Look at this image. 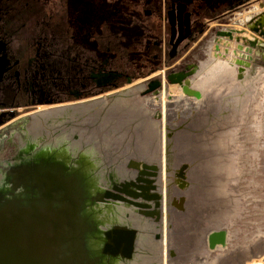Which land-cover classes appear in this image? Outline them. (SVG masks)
<instances>
[{
    "label": "bare ground",
    "instance_id": "6f19581e",
    "mask_svg": "<svg viewBox=\"0 0 264 264\" xmlns=\"http://www.w3.org/2000/svg\"><path fill=\"white\" fill-rule=\"evenodd\" d=\"M257 9L256 6L247 9L242 15L243 19H247L246 15ZM255 40L257 39L251 41L255 44ZM237 49L241 52H236L234 49L231 54L227 48H224L222 52H212L196 69H193L191 77L190 75L185 78L181 77L182 81H174L170 84L176 85L177 88L168 86L161 92L156 89L144 100L138 98L139 93L135 86H132V90L136 92V95L131 94L124 98L122 94H116L119 91L116 90L108 93L112 94L114 99L104 114H101V108L96 105L101 99L96 100L94 106L80 101L36 111L31 116L23 135L13 138L11 134L9 142L13 143V153L1 159L4 166L0 167V223L12 211L34 204L36 208L32 225L39 227L40 222L48 220L50 224L48 223L46 228L52 231L51 235L40 240V244L37 242L39 245L35 252L38 257L36 256L37 260L31 264H46V260H49V253H42V245L51 243V256L56 258L63 256L69 250L76 254L74 249H78L82 252L80 257L86 260L89 255L98 256L97 264H126L119 251L112 252V248L107 246L102 249L101 232L105 227L115 224L139 227L133 238L132 258L134 261L141 263L155 258L159 254L160 245L158 243L160 242L146 231L152 228L151 223L144 216L136 214L135 208L128 209L122 205V202L129 203L128 201L116 196L111 197L108 192L105 196H101V199L109 200V202L102 205L88 224L82 225L84 227L79 233L78 241L69 243L66 240L72 237V233L76 232L75 228L78 226L69 221L68 215L57 214L55 219H52L46 217L44 212H54L55 206L58 205L57 196L54 194L57 187H64L65 183L64 180L58 179V176L78 177L84 171L101 166L94 174L93 183L98 187H103L108 184L103 171L107 167L103 165L105 161L112 162V176L120 181L124 176L134 175V166L129 168L126 163L131 161L134 165L135 157L140 158L138 165L142 166L144 162L146 164L144 167L148 171H154L152 170L154 166L150 164V161L158 159L159 149L161 155L159 161L157 160L156 184L157 188L162 189L165 223L169 228L165 230L164 226L161 244L163 245L161 254L165 264H187L196 260L198 264H264V233L253 236L250 248L242 251L240 247L237 251L232 250L229 253L219 254L215 260L210 262L202 255V251L223 248V245L219 242L213 246L207 244V234L213 229L207 231L204 237L197 235L203 225H227V222L241 208L238 195L226 189V182L241 170L238 167H240L239 150L242 137L238 138L234 135V130L230 133V129L232 122H241V113L245 111V101L254 91L255 85L252 82H246V89L241 91L242 94L237 97L232 96L237 91L236 84L239 77L236 73L239 67L237 64H245L244 60L236 62L235 58L239 54L241 57L243 55L248 58L253 48L249 52L243 45ZM261 55L264 57V52H261ZM220 101H224L233 110L215 129L208 130L209 128L204 124L206 115H212L215 109L213 106ZM258 105L261 107L260 104ZM203 108L212 110L204 114L201 112ZM224 111L227 112L229 109L221 112ZM196 130L198 133L201 130L202 135L198 134L195 138ZM246 135L251 140L250 133L247 132ZM201 148L207 149L210 158L207 161V170L211 173L212 181L218 179L213 182L217 212H224L223 215H216L208 222L204 219L205 214L211 210L208 197L202 196L193 180L191 184L184 183L187 187L185 191L177 190L172 180L176 171L185 164L187 166L185 174L191 169L193 165L191 156L193 157V154ZM209 153H213L212 158ZM185 160L190 163H185ZM186 177L188 178L187 175ZM32 178L37 180L34 182ZM89 185L86 182L76 183L75 188L77 191L85 192ZM180 187L184 188L181 185ZM124 192L129 194L128 190ZM218 194L226 195V197H217ZM131 205L135 204L131 203ZM225 206L228 207L227 212ZM65 220L70 222L72 228L70 235L60 231L59 223ZM116 228L114 232L120 234ZM29 234L28 232L27 236L18 237L20 243H29L31 247H28V250L32 249L33 245L28 238ZM231 235L235 236L234 233ZM231 235L227 232L228 241ZM127 237L129 238L128 235ZM64 238L65 240L62 241ZM121 241L123 242L122 252L128 255L127 248H125L128 243L125 238ZM209 241L212 239L210 238ZM6 247L8 252L14 251L12 245H6ZM169 248L171 258L167 256ZM175 254L176 257L173 258ZM6 255L9 254L6 253ZM14 257L18 255L15 254ZM17 260L20 258L18 257ZM21 262L25 263L23 260ZM50 264L65 263L51 261ZM82 264H86L85 260Z\"/></svg>",
    "mask_w": 264,
    "mask_h": 264
},
{
    "label": "flooded vegetation",
    "instance_id": "af4514ba",
    "mask_svg": "<svg viewBox=\"0 0 264 264\" xmlns=\"http://www.w3.org/2000/svg\"><path fill=\"white\" fill-rule=\"evenodd\" d=\"M248 1L61 0L58 7L52 0L51 9L40 12L33 0H0V126L39 106L95 102L138 78L145 84L142 95L165 78H185L192 62L175 64L211 21L220 25L213 29L215 51L232 29L241 38V29L249 28L264 41V0L247 8L261 6L243 26H226Z\"/></svg>",
    "mask_w": 264,
    "mask_h": 264
},
{
    "label": "rangeland",
    "instance_id": "374dc122",
    "mask_svg": "<svg viewBox=\"0 0 264 264\" xmlns=\"http://www.w3.org/2000/svg\"><path fill=\"white\" fill-rule=\"evenodd\" d=\"M33 1L34 6L32 7L43 9L42 11H47L52 7V0ZM53 2L55 3V6L58 7L61 4V0H53ZM253 5H258L257 0H250L248 2H245L244 4H241V6L235 9V13L230 14V20L226 22V26L236 28L243 26L244 21L247 19H242L241 16L235 18L234 15ZM260 8L261 6H258V9ZM252 13L253 11L248 13L246 15V18H248V16ZM40 16H38V18H40ZM214 22L215 21H211L212 25L207 29V33L200 40L196 41L195 43H190L189 47H186V49L183 50L185 51L183 53V57L179 59L178 63H176L175 65L185 66V64H190L192 62L194 69H196L202 61L208 58V56L215 51L213 50V29L220 25H217ZM235 31L238 32V30L236 29L231 30L230 38H227L225 35H222L221 38L219 37V42L217 43L220 46V48L218 49L220 51L216 52H222L224 48H227L228 52L232 54L231 51L236 48V42H241V45L244 46L246 45L244 41H247V38H249L250 40L254 39L252 33L249 31V28L241 29V38L239 36H236ZM257 38L261 42H264L260 37ZM225 45L227 47H225ZM235 50L236 52H239L237 48ZM261 52H264V46L255 44L253 45V49L248 58L244 57L243 55L242 57L241 55L237 56V58L248 61L249 65L237 64L239 66L236 72L237 77L239 75L236 84L237 91H235L236 94L232 96H240L242 94L241 91H244L246 89V82H252L255 85V88L253 89L254 91L250 93L249 98L245 101V111L244 113H241V122H232V126L230 129V133L234 130V135H236L238 138L242 137L241 149L239 150V154H241V159H239L240 167H238L241 168V170L239 169L240 171L226 182V189L227 191L233 192L238 195L241 208L239 209V212L235 216H233L229 222H227V225L211 224L209 226L203 225L201 227L202 229L200 230V232H198L197 235L203 237L206 232L211 229L222 228L225 231V244L223 245V248L218 247L219 249H222H220L221 251L218 250V248L214 250L204 249L202 251V255L208 262L215 260L219 256V254L225 252L229 253L232 250L237 251L240 247H242V251L244 249L250 248V241L252 240L253 236L258 233H264V57L261 55ZM228 55L229 53L226 55V57ZM239 69H241V71H239ZM167 70L168 68H166V71ZM192 75H190L189 77H191ZM258 77L261 78L258 79ZM142 80L143 79L138 78L133 82L127 83L125 87L121 88V90L120 88H118L109 93L119 90L116 94H122L123 98L128 97V95L131 94L136 95V92L132 90V86H135L139 93L138 98H142V100H144L146 97L152 95V93L142 95L143 92L141 91V89H143V87L145 86ZM171 83L172 82H170L168 78L163 79L159 91L161 92L162 90L167 89L168 86H175L177 88L176 85H170ZM99 98L101 100L97 104L95 102H92V100L95 99H91V102L85 101V104H91L92 106H94L95 104L99 105V107L101 108V114H104L108 105L114 99V96L107 93L103 94ZM232 101L234 102V100ZM220 102H218L217 105L213 106V108L215 109L212 115H208L206 113L207 111H210L212 109H201V112L207 114L204 124L209 128L208 130L215 129L218 124L222 123V119L225 120L228 114L233 110L232 108L228 107V104H225L224 101L221 103ZM82 103H84V101ZM140 104L142 103L140 102ZM258 104H260L261 107H258ZM48 108V106H39L37 111H42ZM225 109H229V111L221 112ZM35 113L36 110L29 113H23L9 123L0 126V167L4 166V163L1 162V159L8 157L13 147V143L9 142V137L11 136V134L13 138L15 136L23 135L24 129H26V127L30 123L31 116ZM227 124L229 125L228 120ZM227 129L228 128H226V130ZM245 132L250 133V135L252 136L251 140L248 139ZM194 134L195 138L198 136V134L202 135L201 130L199 131V133L196 130ZM229 139L231 140V138ZM196 152L197 153L193 154V157L191 156L192 160L190 159L193 163L191 169L185 174V170L187 168L185 164V166H182L181 169L176 171V174L172 176V180H174V186L177 188V190L182 191H185V188H187L185 184H191V180H193V182H195V185L198 186L202 196L208 197L207 199L210 201L211 210L204 216V219L208 222L211 221L216 215H223L224 212H217L218 207L216 196L213 195V182H215V180L217 181L218 179H214V181H212L211 173L207 170V161L210 159L207 154V149L201 148ZM160 155L161 151L159 149L157 151L158 159L150 161V164L154 165L152 169L154 171H148L147 168H145L143 165H138L137 162L140 159L138 157L134 158L136 160V163L134 165L131 161H128L126 163V166L129 168L134 166V175L124 176L120 181L112 176V162L105 161L103 165L104 167L105 165H107V167H105L103 171L106 175V179L108 180V184L106 186L104 185L103 187H98L93 183L94 174L101 168V166H97L96 169L84 171V173L82 175H79L78 177L68 178L65 176H58V179L64 180V182L67 183L65 184L63 182L64 187H57V191L54 195L57 196L58 205L57 207L55 206L54 212L45 211V216L55 219L57 214L60 216L64 214L68 215L69 221L78 224V226L75 228L76 232L72 233V237L66 238V240L69 241V243H71V241H78L79 233H81L82 227H84L82 225L88 224L90 220L93 219V216L102 207V205H104L106 202H109V200L101 199V196H105L106 192H108V195L111 197L116 196L123 199L124 201H128L129 203L122 202V205L128 209L135 208L136 214L142 215L146 219H148V221L152 225V228L146 229V231H148L150 235H153L155 240H158V242H160L158 243L160 245V248H158L159 254L155 258L148 259L147 261H142L141 263L134 261L132 258V250L129 255L123 254V242L121 240L122 238H125L128 243L129 238L127 237V235L131 238V234L133 233V241V238L139 227L136 225L129 227L126 225L115 224L111 227H105L101 232V235L103 236L102 249L104 246H107L112 248V252H115V250H117V252L119 251L122 258L126 261V264H165V261L162 259L161 254V249L163 248V245L161 244L163 241L164 226L165 230H169V228L166 227L167 225L165 223L166 216L164 214V207L162 205V189L157 188L156 184V178L158 176L157 160L159 161ZM209 155L211 156V158L213 157V153H209ZM187 162L190 163L189 161L185 160V163ZM186 175L188 176V178L186 177ZM36 180L37 179L32 178V181L35 182ZM82 182L90 184L85 192L83 190L77 191L75 188L76 183L78 184ZM179 184L184 188H181ZM53 190L50 191L52 192ZM127 190L129 191V194L124 192ZM217 197L225 198L226 195L218 194ZM131 198H133L134 200H132ZM131 203L135 205H131ZM35 208L36 207L34 204L30 207H22L18 210L12 211V213L7 216L5 220L1 221L0 264H31L37 260V253L35 252V249L38 248L40 240L49 234L51 235L52 231H48L46 228L47 224L49 223L48 220L40 222L39 227L32 225V221L35 216ZM227 208L228 207L225 206V210ZM127 212L132 213L130 211ZM117 226H124L125 228H127V230L129 229V231L123 230L119 232L120 234H116V232H114V229ZM59 228L61 232L67 233L69 235L72 232L70 222H68L67 220L60 222ZM28 232L30 233L28 238L33 242L32 249L29 250L28 247H31L29 243H20L18 239L19 236H27ZM227 232L230 233V235L231 233L235 234V236H230L229 241L226 238ZM63 240H65V238L62 239V241ZM6 245H12V248L15 252H8ZM51 245L52 243L48 245H42V253H49V260H46V264H50L51 261H63L65 264H76L77 262H79V264H82L83 260H85L86 264H97L98 262V256L95 255H89L87 257V260L83 257H80L82 252H80L78 249H74L77 252L76 254L72 253V251L69 250L63 256L56 258L54 256H51ZM170 248L169 250H167L168 257H170L171 254ZM25 249L27 251H25ZM6 253H8L9 255H6ZM15 254L18 255L20 260H17L18 257H14ZM103 255L107 256L108 254ZM174 257H176V254L173 255V258ZM21 260L25 261V263H22ZM197 261L198 260L191 261L187 264H198Z\"/></svg>",
    "mask_w": 264,
    "mask_h": 264
},
{
    "label": "water",
    "instance_id": "95a60500",
    "mask_svg": "<svg viewBox=\"0 0 264 264\" xmlns=\"http://www.w3.org/2000/svg\"><path fill=\"white\" fill-rule=\"evenodd\" d=\"M247 42H248V44L244 45V48H246L247 51L249 52L251 50V48H253V45H255V44L251 40H247ZM236 48H241V44L240 43H236ZM240 52L241 51H239V53ZM239 55H241V54H239ZM248 57H249V55H248ZM235 61L236 62H240L241 61V58H235ZM244 61H245L244 63L246 65H249V62L248 61H246V60H244ZM190 72L192 73L193 70L190 71ZM173 81L180 82L182 80H181V77H178L176 80H173ZM142 165L145 166L146 164L143 162ZM116 230H119L121 232L123 230H127V228H125L124 226H117ZM127 231H129V229ZM131 235L132 236H131V238L129 237L128 245H127V253H128V255L130 254V252H131L130 250H132V247H133V241H132L133 233ZM210 238L212 239V241H209ZM214 238H215V240H214ZM206 239H207V244H209L210 246H213L217 242H219L221 245H224L225 244V231L222 228L213 229L210 232H208ZM129 241H130V244H129Z\"/></svg>",
    "mask_w": 264,
    "mask_h": 264
},
{
    "label": "trees",
    "instance_id": "16d2710c",
    "mask_svg": "<svg viewBox=\"0 0 264 264\" xmlns=\"http://www.w3.org/2000/svg\"><path fill=\"white\" fill-rule=\"evenodd\" d=\"M38 10H40V12H41L43 9H39V8H38ZM25 16H27V15H25Z\"/></svg>",
    "mask_w": 264,
    "mask_h": 264
}]
</instances>
